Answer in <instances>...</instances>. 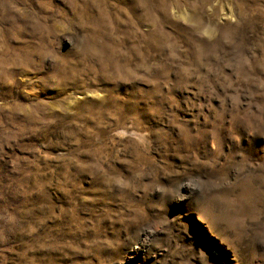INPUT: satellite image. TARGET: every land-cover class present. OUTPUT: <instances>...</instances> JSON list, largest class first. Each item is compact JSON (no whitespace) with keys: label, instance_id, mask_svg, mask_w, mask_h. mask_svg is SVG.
<instances>
[{"label":"rangeland","instance_id":"1","mask_svg":"<svg viewBox=\"0 0 264 264\" xmlns=\"http://www.w3.org/2000/svg\"><path fill=\"white\" fill-rule=\"evenodd\" d=\"M0 264H264V0H0Z\"/></svg>","mask_w":264,"mask_h":264},{"label":"bare ground","instance_id":"2","mask_svg":"<svg viewBox=\"0 0 264 264\" xmlns=\"http://www.w3.org/2000/svg\"><path fill=\"white\" fill-rule=\"evenodd\" d=\"M92 99V98H91Z\"/></svg>","mask_w":264,"mask_h":264}]
</instances>
